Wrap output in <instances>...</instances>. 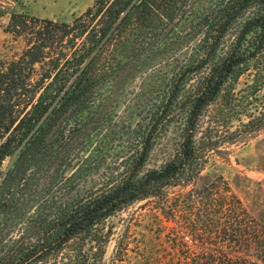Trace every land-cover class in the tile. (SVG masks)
<instances>
[{
    "label": "trees",
    "instance_id": "trees-1",
    "mask_svg": "<svg viewBox=\"0 0 264 264\" xmlns=\"http://www.w3.org/2000/svg\"><path fill=\"white\" fill-rule=\"evenodd\" d=\"M5 30L25 46L0 62V264H108L106 220L144 199L176 224L166 264H264V212L222 173L198 185L221 125L264 128V0H96L71 21L14 11ZM163 54L139 119L93 144L105 87Z\"/></svg>",
    "mask_w": 264,
    "mask_h": 264
},
{
    "label": "rangeland",
    "instance_id": "rangeland-1",
    "mask_svg": "<svg viewBox=\"0 0 264 264\" xmlns=\"http://www.w3.org/2000/svg\"><path fill=\"white\" fill-rule=\"evenodd\" d=\"M96 0H0V8L6 14L0 17V62L13 59L19 55L25 44L21 39L5 30L11 13L25 12L37 17H48L60 21H71L92 6ZM168 60L166 55L158 57L152 68L146 67L134 72L128 77H121L112 86H106L102 93V102L98 108L97 122L93 123L90 138L93 144L105 145L111 148L118 142L120 127L125 122H136L139 119L140 104L160 72L165 70L162 62ZM245 75L240 79L238 88L250 81ZM220 104L212 105L202 121L204 126L214 116L221 112ZM73 115L66 119L70 121ZM221 125L216 138L222 140L219 150L212 153L203 175L198 178L201 186L215 173H222L229 180L234 192L238 194L253 212H264V128L241 137L231 134L238 126V121ZM178 129L172 126L164 143L175 138ZM161 145V144H160ZM156 148L152 164L160 163L163 158L161 146ZM223 157L225 159H223ZM12 164L7 159L4 168ZM1 183V177H0ZM178 188L172 191L176 192ZM154 199H144L131 204L109 217L106 230H111L112 236L107 246L106 261L112 264L115 248L123 241V255L116 264H166L172 251L173 241L168 234L176 224L165 217L155 207ZM187 241L191 243V240Z\"/></svg>",
    "mask_w": 264,
    "mask_h": 264
}]
</instances>
